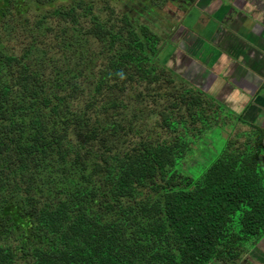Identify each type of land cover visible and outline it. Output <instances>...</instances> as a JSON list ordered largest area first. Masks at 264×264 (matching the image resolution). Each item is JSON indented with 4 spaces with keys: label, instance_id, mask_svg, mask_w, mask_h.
I'll use <instances>...</instances> for the list:
<instances>
[{
    "label": "trees",
    "instance_id": "1",
    "mask_svg": "<svg viewBox=\"0 0 264 264\" xmlns=\"http://www.w3.org/2000/svg\"><path fill=\"white\" fill-rule=\"evenodd\" d=\"M186 2L0 0V264H237L264 237V130L158 58Z\"/></svg>",
    "mask_w": 264,
    "mask_h": 264
},
{
    "label": "crops",
    "instance_id": "2",
    "mask_svg": "<svg viewBox=\"0 0 264 264\" xmlns=\"http://www.w3.org/2000/svg\"><path fill=\"white\" fill-rule=\"evenodd\" d=\"M192 12L185 23L193 26L181 42L180 72L264 130V0H215ZM261 247L264 242L256 252Z\"/></svg>",
    "mask_w": 264,
    "mask_h": 264
},
{
    "label": "rangeland",
    "instance_id": "3",
    "mask_svg": "<svg viewBox=\"0 0 264 264\" xmlns=\"http://www.w3.org/2000/svg\"><path fill=\"white\" fill-rule=\"evenodd\" d=\"M188 1L189 2H187V3L194 5L195 0H188ZM199 6H202V8L207 7L208 2H206L205 4H200ZM171 8L173 10H176L175 7H171ZM188 8H189V6H188ZM195 8H200V7L195 5ZM185 9H186V7L183 8V10H185ZM190 12H192V9H190V8H189L187 13L185 11L182 12V10L178 11V14L180 16H178L175 20H172V23L175 22L174 26H172V28L175 29L176 31L174 30L175 32H173L174 33V34H172L173 36H171V38L168 39V41H166V40L161 41L162 49H161L160 55L158 57L162 62L166 63L168 67H171L173 69L178 68L179 73L183 72L182 70H180L181 69L180 66L177 65V62H179V56L182 53V50L180 48V42H181L180 39L185 38V36L184 37H182V36L186 32H187V35L190 34V32L188 31V29H189L188 27L193 26L192 22L185 23V22H189V20L187 19V16H189ZM193 12L192 13L194 15L195 11H193ZM179 17H182V18L179 19ZM175 25H176V27H175ZM194 36H196V35H194ZM165 38H167V36ZM9 40H10L9 46H11V48L17 52L19 49L15 45V42H13L11 38ZM175 51H176V55H173V54H175ZM192 80L197 82L196 79H192ZM243 129H245V128H243ZM207 136L210 137L209 139H213L214 141H216V147H221L223 145V143L227 141V137H229L228 135L225 134V132L220 133V134L215 132L214 134L211 133ZM262 242H264V237L260 240H255L253 238L247 244H245V248H246V251H248V253H244L243 258L237 264H264V247H261L258 252H256V250H255L258 246H260V244Z\"/></svg>",
    "mask_w": 264,
    "mask_h": 264
},
{
    "label": "flooded vegetation",
    "instance_id": "4",
    "mask_svg": "<svg viewBox=\"0 0 264 264\" xmlns=\"http://www.w3.org/2000/svg\"><path fill=\"white\" fill-rule=\"evenodd\" d=\"M206 2H208V6H214V3H215V0H195L194 1V5L192 4V6H189V8L190 9H193V8H195V5L196 6H198V7H200V8H202V6H199L200 4H205ZM187 3V2H186ZM207 6V7H208ZM186 7H188V6H186ZM185 36V34L182 36V37H184ZM182 40H184V39H180V41L182 42ZM180 42V48H182V43ZM182 50V49H181ZM175 70H176V72L177 73H179V71H178V68H175ZM181 74V73H180ZM181 75H183L184 77H186V78H188L187 76H186V74H181ZM190 79V78H189ZM192 80V79H191Z\"/></svg>",
    "mask_w": 264,
    "mask_h": 264
}]
</instances>
